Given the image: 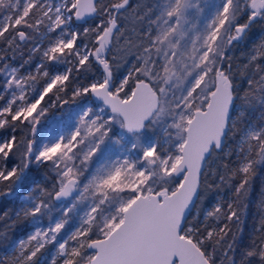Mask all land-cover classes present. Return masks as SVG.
I'll return each instance as SVG.
<instances>
[{"label":"snow or ice","instance_id":"obj_1","mask_svg":"<svg viewBox=\"0 0 264 264\" xmlns=\"http://www.w3.org/2000/svg\"><path fill=\"white\" fill-rule=\"evenodd\" d=\"M204 6L0 0V197L27 192L0 214V264H264V190L246 243L243 227L264 166V0H219L200 29ZM57 104L72 123L42 140ZM225 188L200 219L202 191Z\"/></svg>","mask_w":264,"mask_h":264},{"label":"trees","instance_id":"obj_2","mask_svg":"<svg viewBox=\"0 0 264 264\" xmlns=\"http://www.w3.org/2000/svg\"><path fill=\"white\" fill-rule=\"evenodd\" d=\"M103 2V0H102ZM96 19V17H91L88 19V24H92L93 21ZM88 26V25H87ZM240 50H236L234 49L232 53H230V55H232L235 59H234V63L235 64H240L243 60L242 56H241V52L243 51V45L239 46ZM36 61H38V59H36L33 63L32 66H26V67H33L34 64L36 63ZM75 75V74H73ZM0 83H2V81H0ZM245 87H247V85H244ZM51 95V94H50ZM71 97V93L69 92L67 94V96H65V99H70ZM53 100H55V97H52ZM47 101V98H46ZM50 103V102H49ZM71 105V104H69ZM68 105H65L63 107H61L59 104L51 107L49 109V111L54 112V111H59L63 108H65ZM19 135H23V132L19 133ZM12 161H9V165H11ZM40 174L42 175H49L50 177V173L49 170L47 168H34L32 170V176L33 177H40ZM38 185L43 186V187H47L49 190L51 189L50 186L46 185L45 182H39ZM46 185V186H44ZM6 187L4 188H0V191H6ZM264 190V166H262L259 169V174L257 175L253 187H252V192L251 195L249 197V199L246 201V203L248 204V208L246 211V214L244 216V242H247V239L249 236H251L254 233V230L257 226V222L259 219V211H258V199L260 198V193L261 191ZM21 193V192H20ZM19 193V194H20ZM231 195V193L229 192V190L227 188L223 189V191H221L220 193H215V192H203L202 191V199L197 201V209L200 210V219H203L202 215L203 213L206 211V209L211 210L212 206L215 204L216 199L220 198L221 196L227 200L228 197ZM19 196V195H18ZM18 196L15 197H0V214L7 212L9 214L17 211L19 205H20V198ZM196 209H193V214H195ZM189 219H191V217H189ZM25 230V226L21 225L18 226L16 229L14 230H9V239L10 240H15L17 238V236H19L20 234L24 233ZM4 250V244L0 243V255H5L2 253V251Z\"/></svg>","mask_w":264,"mask_h":264},{"label":"rangeland","instance_id":"obj_3","mask_svg":"<svg viewBox=\"0 0 264 264\" xmlns=\"http://www.w3.org/2000/svg\"><path fill=\"white\" fill-rule=\"evenodd\" d=\"M203 3L205 5L203 8V11L193 12L192 15L188 17V19L192 21V24L196 25L200 29H203L206 24L211 22V17L214 13V10H215L213 7L214 0H203ZM215 4H218V3H215ZM85 26H87V25H85ZM193 35H195V33H193ZM36 63H39V60L36 61ZM35 64L31 68L26 67V70L27 71H35ZM59 71H63V67H60ZM72 110H73L72 106L68 105L59 111H54V112L49 111L45 115V117L42 118L41 123L39 125V132H38L39 137L42 140H54L58 135L66 133L69 129V126L72 123L71 119L69 118V113ZM76 111H78V109H76ZM115 130L117 133H119V131H120L118 127ZM151 140H152V134L149 132L148 136L145 137L144 143H149V142H151ZM112 151L119 153V152H123V149L119 148V146L117 145L114 149H112ZM134 155L135 154H133V156ZM34 178L36 179L37 184L39 182H42V183L45 182L46 185L51 187L49 175L40 174V177L36 176ZM46 185H44V186H46ZM38 194L39 193H33V195H38ZM26 195H27V192H21L19 194L18 197L20 198V205L17 208L18 210L23 207L22 202H23L24 196H26ZM56 208H59V205H56ZM56 208H54V210H53V216L58 215ZM207 210L208 209H206V211ZM81 214H82V212H81ZM202 217H203V215H202ZM78 222H79L78 217L72 221L73 224H76ZM47 224H48V217L45 216L43 219V225L47 226ZM24 235H25V232L20 234L19 236H17V238L15 240H18L19 238H23ZM10 252H11V247H9V249H8V253H10ZM2 253L7 254V253H5V250H3ZM48 253H54V249H52L51 246H49V249L45 253V255L47 256Z\"/></svg>","mask_w":264,"mask_h":264},{"label":"built area","instance_id":"obj_4","mask_svg":"<svg viewBox=\"0 0 264 264\" xmlns=\"http://www.w3.org/2000/svg\"><path fill=\"white\" fill-rule=\"evenodd\" d=\"M215 3H219V0H214V4H215Z\"/></svg>","mask_w":264,"mask_h":264},{"label":"water","instance_id":"obj_5","mask_svg":"<svg viewBox=\"0 0 264 264\" xmlns=\"http://www.w3.org/2000/svg\"><path fill=\"white\" fill-rule=\"evenodd\" d=\"M91 18V17H88V19ZM1 200V199H0Z\"/></svg>","mask_w":264,"mask_h":264},{"label":"flooded vegetation","instance_id":"obj_6","mask_svg":"<svg viewBox=\"0 0 264 264\" xmlns=\"http://www.w3.org/2000/svg\"><path fill=\"white\" fill-rule=\"evenodd\" d=\"M254 119V118H253Z\"/></svg>","mask_w":264,"mask_h":264}]
</instances>
